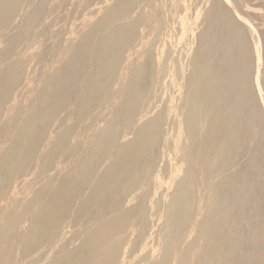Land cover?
Here are the masks:
<instances>
[{
  "label": "bare ground",
  "instance_id": "bare-ground-1",
  "mask_svg": "<svg viewBox=\"0 0 264 264\" xmlns=\"http://www.w3.org/2000/svg\"><path fill=\"white\" fill-rule=\"evenodd\" d=\"M29 1L0 0V45L5 46L4 50H0V67H3L0 72V264L264 263V251L245 255L239 262L230 259L226 261L225 256L229 253L226 255V252L236 248L240 239L229 238L221 233L225 231L222 223L226 221L219 222L221 212H214V204L219 203V188L216 191L215 185L204 186L210 176L212 177L213 170L210 172V168L213 165L212 169L216 168V161L221 157L227 158L224 153L229 150L231 154L235 147L232 145L230 148V145V149H225L226 146L223 149L218 146L219 140L213 135V131H217L213 128L211 130L209 126L210 121L214 123L212 119L216 120L221 110L219 103H216L225 97L220 96L221 92H224L221 90H229L221 89L225 86H222V80L219 81L218 76L222 79L226 77V80L232 76L219 74L218 78L214 77L217 78L215 83H220L216 87L221 86L220 94L215 87L207 92L200 90V77L206 73L208 66L214 64L210 62H216L222 54L220 52L217 58V50H213L216 46L210 47L213 52L207 50V47L204 49L208 28L204 29L203 25L193 43L206 50H200L205 55L207 51L210 53L206 57L204 54L200 55L204 58H200L198 53H193L186 64V61L176 58L169 67L167 60L172 59L170 53L160 49L164 47L161 44L167 38L169 29L166 25L168 19H164V5L161 6L159 0H117L113 4L105 0L104 4L107 5L102 9L94 7L95 0H81V9L89 13L82 31H73L66 47L58 49L53 58H44L39 53L32 54L33 60L44 65L43 71L35 69L28 74L27 63L17 60L5 67L4 64L20 42L30 41L37 21L44 14L47 0H39L22 16V7L25 4L30 7ZM213 6L210 9L214 8ZM218 12L219 10L215 13ZM221 14L225 15L219 13ZM94 17H97L95 21ZM17 18H20V23L14 29V36L10 39L7 36L9 40H5ZM229 20L227 23L231 22ZM22 23L25 25L22 26ZM217 27V31L225 28L217 25L211 32ZM233 29L230 28V31ZM216 30L214 34L218 33ZM224 31L225 29L220 31L224 33L221 36H226L216 38L215 35L212 38L211 33L209 37L212 39L208 37V41L213 43L215 38L219 42V38L224 40L225 37L231 36L229 30V36L227 31ZM235 36L238 38L240 35ZM233 39H227L229 43L231 41V45L236 44V39ZM227 40L222 41L224 43L220 40V44L225 46L224 49L231 47ZM210 42L207 46L217 44L215 42L211 45ZM240 43L242 41H237L238 45ZM235 44L232 48L235 46L236 49ZM232 48L228 49L232 52ZM184 51L186 52L181 50ZM234 53L233 56L237 55ZM227 54L224 55L229 57L230 54ZM243 56L245 57V54ZM238 57L240 59V56ZM238 57H234L235 60L232 58L233 61L229 60L233 63L240 62ZM229 60L226 59L222 63L219 61L218 64L221 66L227 62L228 65ZM244 64H235L239 67L234 68L237 71ZM230 65L228 68H231ZM246 68L247 66L244 69L247 70ZM234 71L232 73H235ZM219 72L224 71L217 69V73ZM246 74L248 76V72ZM166 77H171L172 84L177 88L174 115L171 117L165 115L164 110L158 106L160 98L157 88ZM205 78L203 83L208 85L206 81L211 78ZM23 79L27 80L30 89L38 84L37 93L31 94L30 99L28 96L21 98L22 93L16 95ZM236 80L238 81V78L234 82ZM247 89L249 90V86ZM228 95L227 98H230L224 99L231 102L232 95ZM237 95L234 94L233 97ZM246 98L243 97L242 101ZM13 99L14 104L8 105ZM24 99L25 104L21 102ZM213 105L214 110L219 111H216L217 114L211 110L214 115L210 116L209 109H213ZM241 106H244L243 109L247 106L252 108L251 104H241L239 107ZM249 107L245 110L248 111ZM242 108L241 111L244 112ZM100 109H106L107 113L99 112ZM241 111L235 112L241 114ZM226 112V115L230 113L227 110ZM247 115L248 112L245 117H249ZM226 117L224 118L228 119L229 116ZM230 119H233V116ZM220 122L225 124L224 119ZM217 123L219 124L218 121ZM217 123L213 125L217 127ZM171 125L176 128V135L165 140L172 141L173 153L177 156L176 160L179 157V162L172 163L169 171L171 180H167V190L163 191L161 188V193L153 194V187L164 185L163 176L169 170L170 162L160 159L163 153L160 152L159 157L158 148L160 141L165 137V127ZM230 125L229 131L233 127ZM254 128L252 126L251 134ZM208 132L217 140V143H212L214 145L200 143L199 137L204 133L207 136ZM256 132L259 133V130ZM254 134L250 135V138L254 137L253 140L256 139L255 136L258 138V135ZM219 135L220 133L217 137ZM232 141L235 142L236 139ZM224 143L221 144L225 145ZM79 147L83 151L81 155L78 152ZM262 150L261 153L257 150L253 153L264 156ZM222 160L224 159L219 161L222 163ZM52 169L56 171L55 174H49ZM250 172H245V175ZM262 172L259 171L260 176H264ZM199 180L202 189L206 191L201 196L196 193L200 188ZM196 201L199 212L195 214L193 206L197 207L194 205ZM148 202L151 203L150 216H155L156 219L155 223L154 220L152 222L154 225H150L146 214ZM208 207H212L214 211H206ZM222 211L225 213L226 210ZM224 217L226 218L222 215V218ZM188 227L189 233L185 232ZM228 230L230 231L229 228ZM218 234H222L226 241L218 239ZM261 234H264V228ZM237 235L232 234L238 238ZM75 238L77 243L74 244ZM143 239L148 241L142 242ZM256 241L258 243L262 240L257 238L254 242ZM150 244L151 250L148 249ZM205 249L207 252L203 253ZM138 253L140 254L137 256Z\"/></svg>",
  "mask_w": 264,
  "mask_h": 264
},
{
  "label": "rangeland",
  "instance_id": "rangeland-1",
  "mask_svg": "<svg viewBox=\"0 0 264 264\" xmlns=\"http://www.w3.org/2000/svg\"><path fill=\"white\" fill-rule=\"evenodd\" d=\"M38 1L39 0H30L29 1L30 7L27 4H25L26 6L24 5L22 7L21 15L23 16V15L27 14L29 12V10H31V7L35 3H37ZM80 1L81 0H47V2L45 3V11H44V14L42 15V16H44V18L41 16L42 18L40 17L39 20L37 21L36 26L33 29V32L30 36V41L29 42H24V41L20 42L16 46V48L14 49L12 54H10L9 57L7 58V60L4 64V67L7 66L8 64H11L12 62L18 60V61L24 62L25 64L27 63L26 65H27V69H28V74H30V72L32 70H35V69H37L39 71H43L42 69H43L44 65L42 66L41 63L39 64V63H37L36 60H33L31 58V55L39 53L44 58H49V57L51 58V56L53 58L55 55H57L56 53H57L58 49H60V48L62 49V48L66 47L67 42L69 40L68 38H70L72 36L73 31H75L76 33L82 31V27L85 23V20L88 19L87 17H88L89 13H88V11H84L81 9V5H80L81 2ZM98 1L100 3H97ZM115 1H117V0H109L108 3L113 4ZM104 2H105V0H101V1L95 0L94 1V4H95L94 7H97L98 9L105 8L107 4L106 3L104 4ZM159 2L161 4V6L164 5L163 6V8H164V10H163L164 19H165V21H167L166 19H168V21L166 22V25H167L168 29L170 30V31L168 30L167 38H165L163 41V44H161V45H164L165 48L160 47L162 52L168 51L170 53V57L172 59L167 60L168 61L167 65L169 67L172 66L173 60H176V58L177 59L181 58V60L183 62L186 61V62H184L186 64L187 61L189 60V58H191V56L193 55V53H196V54L198 53V56H200V55L202 56L204 54L203 52L206 50L200 49L198 47V45H195L193 43L196 35L198 33H200V31L203 29V25L205 26L204 29L206 27L208 28V32H207L208 34L206 33V36L207 35L208 36L207 37L205 36L204 44L206 42H207V44H208V42H210V41H208V40H210V39H208V37L212 33L211 30H213V27H215L217 25L220 28L225 27L224 28L225 33L227 30L230 31V28L233 29L232 27H234L236 25V27H234L233 30L234 31L236 30L235 32H236L237 36L238 35H240V36H238V38H237L235 36L236 34L232 30V31H230L231 36L225 37L226 39H224V40H227V39L231 40L234 38L239 42L242 41V43H240L238 45L237 41L235 40L234 42H236V44L235 43H233V44L236 45V49H235V46H233V48H234L233 49L232 48L233 44L231 45L230 44L231 41L229 43L227 40L228 45L231 47H228V45H226V46L228 48H232V52H231V49H228L227 47H226L227 49H224L225 48L224 44H222V45L220 44V40H221V43L225 42L224 40L220 39V38L226 36V35L221 36V34H224V33L220 32V31H222L224 29L220 30V28H219L220 31H217L216 29H218V27L215 28L213 33L211 34V37L213 38V36H215V35H216V38L220 37L219 42L217 40H215V38H214L213 43L215 44V42H216L217 44L213 45V43L211 41L209 44L212 43L211 45H213V46H207V44H205L204 49L207 47L206 49L211 51V49L214 48V46H216V48H214L213 50L214 51L217 50L216 51L217 52L216 53L217 58L219 57L218 55H220V52L222 54L220 55V58L216 60L217 63L213 62V61L210 62V63H214L216 65L211 64L210 66H208L206 73H204V74H205V77L211 78L209 80H211V82L213 81L212 85H214V84H216V85L212 87L211 82L208 80V78H207V80L210 83L208 81H206V83H208V85H205V83H203V82H205V79H206L204 77V74H202L203 75L202 77L199 76L202 79V83H201L202 89L200 88V90L203 92L204 91L205 92L210 91L215 87V89H217V93L220 94L219 89L221 86H219V88H216L220 83H218V84L215 83V81L218 77H219V79H218L219 81L222 80V86H225V87H221V89H227V90L229 89L227 92H226V90H221L224 92H221L220 96L221 97L225 96V97H222V100H226V101L224 102V101L220 100L221 97H219L220 101L216 102L217 104L219 103L218 106L221 108V110L214 103V105H216L218 107L217 109L220 110L219 114H218V112H216L219 110H216V109L214 110V108H215L214 105H213V109H209L210 110V116L214 115V113H212L211 110L215 111L218 115H221V116L217 115V117L218 118L222 117V119H224L225 124H222L220 122V121H222V119L220 120V118L218 119L216 117V120L218 119L217 121L219 122V124L217 123V121L215 119H212L214 123H212V121H210L211 124L209 126H210V129L213 128L215 131H217V132L213 131V133H215L213 135H216L214 137L218 138L217 140H219L218 146H222L223 149H224V146H226L225 149L228 148V146H230V145H231L230 148L233 147L232 145H234L235 147L232 149V152L230 151L231 154L228 152L229 150L228 151L226 150L227 152H225L226 154L224 153V155L227 158L221 157L219 159V160L224 159V160H222V163H221V161L218 160V161H216V163H218V165L215 163L216 168L212 169L214 167V165H213V167L210 168V172L213 170L212 171L213 173H211L212 177L210 176V179H208L204 183V186H206V185L209 187H215L216 186L217 187V188H215L216 191L218 190V188H219V191H222V192H219V191L217 192V198L219 199V201L218 200L217 201L220 204L217 202L214 204L215 211L212 208L213 205L211 208L210 207L206 208V211L213 210L214 212H221L220 213L221 216H219L221 219L219 218L220 219L219 222L220 221H222V222L226 221L225 223H222V226L224 227L225 231L224 232L221 231V233H224V236L229 237V238L231 237V238H235L237 240L240 239V240H238L240 245L238 244L236 248L231 249L230 251L228 250L226 252V255L229 252L228 253L229 256L227 255L228 259H227V256H225L226 261H228L230 259V261L239 262V261H241L242 258L249 256V254L251 255V253L259 254V253L264 251V248H262V247H264V244H263L264 243V234L260 235L261 230L264 228V198H263L264 197V190H263L264 189L263 188L264 187V176H260V173H259V171L262 172L264 170V156L262 154H260V155H262V159H261L260 155L258 156V155L254 154L257 152L253 153V151H255V150H257L258 153H259V151L261 153V150L264 149V148H262V147H264V138H261L264 136V0H159ZM101 3H102V5H101ZM56 4H58V5L56 6ZM103 4H104V7H103ZM217 4H219V6ZM213 5H216V6L214 7ZM212 6L214 8L210 9ZM74 7H76V8H74ZM176 7H177V9H176ZM215 8H217V9H215ZM79 9L82 11H80ZM213 9H215V12H217V10H219V12L217 13L218 15L214 12ZM205 13H206V15H205ZM219 13H224L225 15H222V14L219 15ZM207 14H208V17H207ZM70 17H72V18H70ZM58 18H59V20H58ZM81 19H83V20H81ZM96 19H97V17L93 18L94 21ZM226 19H228V20L230 19L229 22L230 21L231 22L233 21V22L227 23L228 20L226 21ZM222 20H224V21H222ZM215 21H216V23H215ZM225 21H226V23H222ZM183 22H185V24ZM217 22H218V24H217ZM19 23H20V18H17L16 21L13 22L11 28L9 29L7 35L5 36L6 38L4 37L5 40H9L12 36H14L13 35L14 31H15L14 29H15L16 25H18ZM56 23H58V24H56ZM23 25H25V24L22 23V26ZM183 25H185L186 28ZM226 27L228 28L227 30H226ZM63 29H65V30H63ZM40 30H42V31H40ZM215 30H216V32H218L217 34H214ZM229 31H227V33H226L227 36L230 35V34H228ZM231 32L235 35H233ZM7 36H9V39ZM56 36H57V38H56ZM211 37H209V38H211ZM1 40H2V37L0 35V41ZM214 40H215V42H214ZM222 41H224V42H222ZM187 45H188V47H187ZM202 45H203V43H202ZM237 46H239L240 48ZM200 47H202V46H200ZM210 47H212V48H210ZM4 49H5V46L0 45V50H4ZM181 50H186V52L185 51L181 52ZM200 50H202L203 52ZM228 50L230 51V53H228ZM237 51L239 54H242V55H238V53H236ZM239 51H241L242 53H240ZM29 52H31V53H29ZM211 52H213V51H211ZM209 53L210 52L207 51L206 55H208ZM232 53L240 56V59L237 55L233 56ZM224 54L225 55L230 54L229 55L230 58L225 56ZM244 54H245V57L243 56ZM206 55L204 54L205 57H206ZM222 55H224V56H222ZM182 56H183V59H182ZM201 56H200V58H204V56L203 57H201ZM216 56H215V58H216ZM231 56H233V57H231ZM234 57L235 58L238 57V60H240V62L236 61V63H235V61H234V63H233L232 61L235 60ZM242 57L244 59L245 58L246 59L244 60V59H242ZM215 58H214V61H215ZM221 58H222V60H221ZM232 58H233V60H232ZM226 59L232 60V61L231 60L228 61V65H230L232 63L230 65L231 68H228V65L226 64L227 62L226 63L224 62L225 64H221V66H220V64H218L219 61H220V63H222V61H224ZM26 61H28V62H26ZM242 62L245 63L246 65L244 64L241 68L237 69V71H236V69H235L236 66H238L240 64L242 65ZM235 64H238V65H235ZM39 65L41 66V68ZM217 65H219V66L217 67ZM215 66L217 68H214ZM244 66L245 67L247 66V68H246L247 70L244 69L245 68ZM2 68L3 67H0V72L2 71ZM209 68L212 71H210ZM217 69H218V71H219V69H221V71H224V72L217 73ZM233 69H235V71ZM232 71H234L235 73H232ZM239 72H241V75L239 74ZM247 72H248V76H246ZM219 74H221V75L224 74L222 76H225V75L230 76V77L232 76L234 78V80L232 81V79H233L232 77H231V79H229L230 77H227V79H229L231 81V82L227 83L226 81H229V80H226V77L224 78L225 80L220 78L221 76ZM217 75H219V76L217 77ZM214 77H217V78L214 79ZM240 77L242 79H240ZM200 78H198V79L201 80ZM237 78H238V81L236 80V82H237L236 83L234 81ZM242 80H243V83H242ZM26 81L27 80L23 79L20 86L16 90V95H19L20 93H22V94H20L21 98H26V96H28V98L30 99L31 94L37 93V91H38L37 85L38 84L36 83L34 86H32L33 88L30 89L29 88L30 86L27 85ZM171 81H172L171 77H166L162 81L160 87L157 88V93H158L157 95L160 98L159 102H158V106H160V108L164 110V112L166 113L165 115H169L170 117L174 115L173 107H174L175 102H176L175 97L177 96V88L175 87V85L172 84ZM239 82L242 84H239ZM209 85H211V87ZM233 85H235V86H233ZM230 86H231V88H227ZM248 86H249V90L247 89ZM115 89H116V87H115ZM222 93H224L226 95L229 94L228 96L232 95L231 99L232 98L233 99L231 100V102H229V100H227L230 97L227 98V96L222 95ZM237 93L240 96H238ZM234 94H236L238 96V98H237V96L233 97ZM239 97H241V98H239ZM243 97L244 98L247 97L248 99L246 98L245 99L246 101L244 100L245 101L244 102V101H242ZM224 98H227V99H224ZM238 100H239V102H238ZM240 101H242V102H240ZM13 102H14V99L11 100L8 103V105L14 104ZM21 102L23 104H25V99L22 100ZM220 102H224L222 104H225L226 106L222 105ZM226 103H228V104H226ZM240 103L242 105H246V106H247V104H249V105L251 104L252 108L254 107L253 108L254 110H252V108L247 106V107H249V109L247 111V110H245L247 108L246 106H245L246 107L245 109L242 108L244 106H241V108L243 110H245L243 112V111H241V108L239 107L241 105ZM244 103H246V104H244ZM221 106L224 107L225 109H222ZM236 106H238L237 109H235ZM232 109H234V111L230 112V110H232ZM238 109H240V110H238ZM226 110L228 111V113L230 112L229 114H227L229 116L228 117L229 121L231 120L230 122L228 121V119H226L227 118L226 117L227 115L225 114V113H227ZM222 111H225V112L222 113ZM235 111H237V112L241 111L240 112L241 114H237V112H235ZM249 111H252V113H250ZM99 112L107 113V110L106 109H104V110L100 109ZM234 112H235V115L237 114L236 116L234 115ZM247 112H248L247 116H249L250 118L245 117V114ZM256 112H258L257 117H256ZM242 114H244V115H242ZM232 116H233V119H230ZM224 117H226V118H224ZM228 122L230 124H232V126H233V127H231L230 131L228 129L230 128L231 125L228 124ZM215 123L218 124V125L216 124L217 127L214 126ZM211 125H213V126H211ZM227 126H229V127H227ZM252 126L255 127L254 128L255 132L253 130L252 134L255 135L254 133H256L258 135V138H257V136H255L256 139H254V140H253V138H254L253 136H252V138H250V135H252L251 134ZM248 127H249V129H248ZM217 129H219V130H217ZM211 130H209V131L211 132ZM257 130H259V133L256 132ZM79 132H80V129H78L77 133L79 134ZM210 132L207 133V136L204 133L203 134L204 136L201 135L199 137L201 144L206 143L208 145V144H212L213 142L217 143L216 138L214 139L212 137L213 135L211 134L212 132L211 133ZM219 133H220V135H226V134H228V135L222 136V137L219 135V137H221V138H219V137H217V135ZM260 133L263 136H261ZM164 134H165L164 135L165 137H163L162 140L160 141V145L158 148V150H160V151H158V154L160 157V155H161L160 152H162L163 154L161 155L160 159L164 162H170L168 165L169 170L163 176L162 182L164 185H161V187L159 186L160 189L158 187L157 188L153 187V190H152L153 194L159 193L160 191H162V189H163V191L167 190L168 181L171 180V172H169V171H171V167L173 166V164H176L179 162L178 161L179 157L177 160L175 159V158H177V156L173 153L174 151H173L172 141L167 142L165 140V139H170V138L172 139V136L176 135V128L174 126L172 127V125L167 126V127H165V133ZM187 134L189 135L190 132H187ZM229 135H230V137H232V136L235 137L232 139H234V140L236 139L237 142L236 141L233 142L232 139L229 137ZM77 136H79V135H77ZM206 137H208V138H206ZM224 138H227V139H224ZM205 139L206 140L209 139L210 142H209V140L206 141ZM249 139H250V141H249ZM227 140H228V142H227ZM230 142H232V143H230ZM74 143H77V142H74ZM165 143H167V144H165ZM168 143H170V144H168ZM221 143H224L225 145H222ZM212 145H214V144H212ZM230 148H228V149H230ZM165 150L166 151L169 150V152L168 151L166 152ZM78 152L80 155L83 153V151H82V149H80V147H79ZM262 152H264V150H262ZM224 155H222V156H224ZM258 157H260V159H258ZM254 159L255 160L258 159V161H254ZM258 165H260L259 168H258ZM253 166L255 168H258L259 170L258 169L255 170V168ZM261 168H262V170H261ZM242 171H243V173H242ZM248 171L249 172L251 171L250 174L248 173L245 175V172L247 173ZM256 171H258V172H256ZM55 172L56 171L52 169L49 171V174H55ZM256 173L257 174L259 173V175H257ZM262 173L264 174V172H262ZM200 181L201 180H199V182H198V185L200 188H199V190H196L197 191L196 193L198 194V196L199 195L201 196V195L206 193V191L202 189L203 187H201L202 184ZM256 186L259 188L257 189ZM251 187H254L255 189L254 188L252 189ZM249 188H251V189H249ZM255 190H256V192H255ZM258 191H259V193H257ZM254 194H258V195H254ZM240 195H242V196H240ZM221 198L224 200H222ZM261 198H263V199H261ZM195 204L197 207L193 206V209L195 208L194 212L196 214L199 212V210H198L199 205H198L197 201L194 203V205ZM216 204H218V205H216ZM215 205H216V207H215ZM150 206H151V203L149 204V202H148L147 208H146V214H148L147 216L149 217L148 219L150 221V225H154L156 219H155V216H150V213H151V207ZM231 208L234 209V211ZM224 209L226 210L225 213H224V211H222ZM196 210H197V212H196ZM231 210L233 211L232 215L233 214H235V215H233V216L231 215V212H232ZM222 213H224V214H222ZM227 213H228V217L230 216L229 219H227L228 218ZM222 215H225L226 218L225 217L222 218ZM225 219H227V220H225ZM153 220H154V223H152ZM226 227H228L231 232ZM259 230H260V232H259ZM185 232L189 233L190 227H188ZM230 233H231V235H230ZM235 233H236V235L237 234L239 235V236L237 235L238 238H236L235 236H232V234L235 235ZM255 234L257 235L258 239L261 238V240H262L261 242L260 241H258V243H257V241L254 242L257 239ZM218 235L219 236H216L218 239L221 238L220 240L222 242L226 241V239H224L225 237L221 236L222 234H218ZM241 237H243V238L241 239ZM229 238H227V240ZM145 241H148V239H143L142 242H145ZM73 242H74V244H75V242L77 243L76 238L73 239ZM260 245H261V247H260ZM151 247H152V244L149 245L148 249L151 250ZM257 249H259V250H257ZM261 249H263V250L261 251ZM150 250H147V251H150ZM206 252L207 251L205 249L203 251V253H206ZM139 254L140 253H138L137 256ZM144 254L146 255V253H144ZM233 257L235 259H233ZM237 262H235V263H237ZM142 264H146V263L144 262ZM244 264H264V263H256L254 261H252V263H251L248 261L247 263H244Z\"/></svg>",
  "mask_w": 264,
  "mask_h": 264
}]
</instances>
